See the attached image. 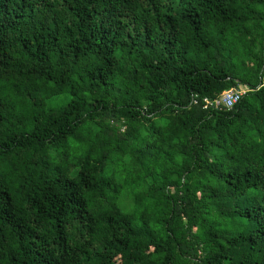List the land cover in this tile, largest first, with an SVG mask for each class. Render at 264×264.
I'll list each match as a JSON object with an SVG mask.
<instances>
[{"label":"trees","instance_id":"16d2710c","mask_svg":"<svg viewBox=\"0 0 264 264\" xmlns=\"http://www.w3.org/2000/svg\"><path fill=\"white\" fill-rule=\"evenodd\" d=\"M0 264H264V0H0Z\"/></svg>","mask_w":264,"mask_h":264},{"label":"built area","instance_id":"2783aa9c","mask_svg":"<svg viewBox=\"0 0 264 264\" xmlns=\"http://www.w3.org/2000/svg\"><path fill=\"white\" fill-rule=\"evenodd\" d=\"M249 91L242 86L225 92L218 100L205 99V109L232 110ZM195 104L199 101L195 98Z\"/></svg>","mask_w":264,"mask_h":264}]
</instances>
